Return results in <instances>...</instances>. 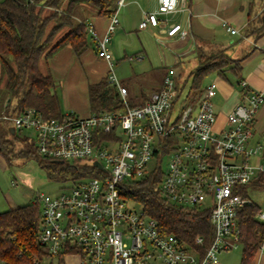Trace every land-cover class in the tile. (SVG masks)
I'll return each mask as SVG.
<instances>
[{
    "label": "built area",
    "instance_id": "built-area-1",
    "mask_svg": "<svg viewBox=\"0 0 264 264\" xmlns=\"http://www.w3.org/2000/svg\"><path fill=\"white\" fill-rule=\"evenodd\" d=\"M186 1L158 0L155 11L143 13L139 29L168 26L167 16L183 11ZM125 5L126 0H118L102 36L89 27L99 57L109 65L108 81L127 107L125 112L86 117L67 112L58 119L28 108L3 117L16 131L35 132L41 156L92 169L60 196L40 194L32 202L41 206L38 238L44 253L35 264H219L221 252L240 244L238 215L251 203L241 189L258 174L264 175L262 166L249 162L261 152V147L252 148L249 142L264 92L241 81L242 101L227 114L223 126H218L214 82L190 103L184 97L178 100L179 87L166 77L163 87L144 104L129 107L128 90L116 77L108 46L119 23L118 12ZM224 26L229 33L239 34L231 24ZM164 33L188 36L179 23L169 25ZM168 155L169 167L164 171L162 161ZM152 159L156 165L148 170ZM157 172L162 174V197L180 207L210 209L215 234L205 252L202 237L191 246L162 231L156 219L126 197L133 182ZM258 218L264 221V212ZM254 264H264V243Z\"/></svg>",
    "mask_w": 264,
    "mask_h": 264
},
{
    "label": "trees",
    "instance_id": "trees-1",
    "mask_svg": "<svg viewBox=\"0 0 264 264\" xmlns=\"http://www.w3.org/2000/svg\"><path fill=\"white\" fill-rule=\"evenodd\" d=\"M261 1L264 13V0ZM117 2L118 0H0L1 82L10 99L4 114L0 112V156L7 164H11L13 157L35 159L47 171L48 178L58 182H75L92 173L88 166L41 156L35 139L21 138L19 131L12 133V124L4 121L2 116L19 115L28 108H34L46 118H62L64 113L55 92L56 82L49 71L42 70V63H46L66 47H71L80 57L89 46V25L79 15L85 9L84 6L93 8L98 16L109 17L116 11ZM261 19L259 18L260 24L256 25L250 16L245 37L258 39L264 34V21ZM242 60L243 58L234 59L229 56L226 48L205 50L200 47L197 66L188 77L190 87L187 92L186 87L178 88V100L185 98L194 103L203 92L205 78L212 74L225 78L226 73L232 71L240 80ZM240 83L241 80L238 81ZM88 93L93 113L125 112L127 109L108 78L89 85ZM147 100L137 103L128 99V106L136 107ZM17 140L25 144L24 150H16ZM161 179L162 174L157 172L133 182L127 188L126 197L140 205L146 215L156 219L162 231L176 235L191 246L196 238L202 237L205 252L212 244L215 234L210 209L184 208L171 203L159 192ZM250 188L264 190L263 175L244 186L240 192L249 197ZM260 213L259 205L252 199L239 212L240 244L243 248L241 264H254L264 243V221L258 218ZM41 224L39 203L31 202L0 213V264H35L37 259H41L44 255L38 238Z\"/></svg>",
    "mask_w": 264,
    "mask_h": 264
},
{
    "label": "crops",
    "instance_id": "crops-1",
    "mask_svg": "<svg viewBox=\"0 0 264 264\" xmlns=\"http://www.w3.org/2000/svg\"><path fill=\"white\" fill-rule=\"evenodd\" d=\"M262 4L261 0H187L185 9L175 14L183 15L182 20L178 21L176 18L175 20H170L169 16L171 15H169L166 18L168 26L148 27L147 29L140 30L139 23L142 20L143 13L155 11L158 7V0H126V5L120 11H123L124 14L122 15L123 28L127 27L126 29H128V32L125 30L122 32L123 37L130 36L126 17L135 15V22L138 19V31L149 30L150 34L157 40L164 42L170 51L167 55L161 57L162 62L159 66L151 67V71L140 72L137 70L131 76L127 74L128 82L122 81L120 83L123 87L127 88L128 99L136 100L139 98L138 102L147 100V98L149 99L153 92L163 87L166 77H172L176 87H190L188 77L197 66V52L200 47L205 50L218 47L226 48L229 56L232 58H243L240 62V80L246 81L248 87L252 90L264 92V34L258 39L245 37L250 16L253 17L256 25L260 24L259 18H262L264 21ZM105 19L104 22H100V27L97 20L91 22L90 25L100 36L106 32L109 24V19ZM86 22L88 23V21ZM174 23L181 24L182 28L188 32L186 38H182L179 34L169 37L164 33L169 28V25ZM224 23H229L238 29L239 33L244 34L243 37L239 41H235L234 38L239 34L233 35L229 33ZM94 52L95 54L93 55L91 49H88L78 57L71 47H66L46 62L48 65L46 71L52 74L56 83L59 82L61 86L65 84L66 87H84L85 92L87 91L85 101H83V88L80 98L77 92L73 97L77 105L80 102L81 107L86 102L88 109L82 110L84 112H80L81 110L75 108L67 111H63L62 109L64 114L75 112L86 117L93 113L89 105V85L99 83L108 78V63L98 57L96 49ZM142 53H146L145 47L142 48L141 55L138 58L140 62L144 61ZM127 58L125 56L123 59L126 60ZM87 63L89 65L90 63H94V66H90L88 70L86 69ZM0 74L1 78L2 73ZM240 80L232 71H229L226 73L225 78L216 74L214 77L210 76V81L204 84V87H207L214 82L219 88L218 94L214 98V101H218L216 104L214 103L218 114V126L226 123L227 114L242 101V89L240 84H238ZM143 85L144 87L152 88L147 93L136 92L129 88L143 87ZM75 91H78V89ZM85 92L84 95L86 94ZM56 94L58 95L57 92ZM58 97L61 104V97L59 95ZM249 146L252 148L261 147V152L251 157L249 162L264 168V104L255 118L253 136L249 142ZM0 160H3L1 156ZM260 175L263 174H258L255 179ZM250 199L252 198L250 197Z\"/></svg>",
    "mask_w": 264,
    "mask_h": 264
},
{
    "label": "rangeland",
    "instance_id": "rangeland-1",
    "mask_svg": "<svg viewBox=\"0 0 264 264\" xmlns=\"http://www.w3.org/2000/svg\"><path fill=\"white\" fill-rule=\"evenodd\" d=\"M84 7L85 9L79 15L82 19L88 21L87 24L89 25V27L91 25V22H94V20H97L98 25L100 27L101 26L100 22H104L106 20L105 18L109 19V17L106 16H98L97 12L89 6H84ZM121 9L118 12L119 23L115 31L112 33V38L108 46L114 57L113 64L117 79L119 80V82L123 81L127 83L128 82L127 74H130L131 76L137 70H139L140 72L151 71V67L159 66V64H161L162 62L161 57L167 55V53H169L170 51L167 45L164 42L157 40L155 37H153L150 34L149 30L138 31L137 29L138 19L135 22V18H134L135 15H131L128 18L126 17V21H127L126 24L129 26L128 28L130 30L129 32L130 36L123 37L122 32H124V30L128 32L127 31L128 29H126L127 27H125V29L123 28L124 23L122 21V15L124 14L123 11L120 12ZM175 14H171V16H169L170 20H175V18L178 21L182 20L183 15L180 16V14L177 15ZM243 35H244L243 33H239V35L235 37L234 40L239 41V39L243 37ZM88 41H89L88 49H91L94 55L95 54L94 50L96 49L97 51V48L94 43L92 34L90 32L88 34ZM143 47L146 48V53H142L143 54L142 56L144 57V61L140 62L138 58L141 55ZM125 56L128 57L126 60L123 59L125 58ZM99 58L104 60L101 57ZM90 66H94V63H90V65L89 63H87L86 69L89 70ZM107 67H108L107 76H109L111 74L109 65ZM46 68H48L47 63H42V70L44 72H47ZM210 76L214 77L216 76V74H212L206 77L204 80V84L210 81ZM82 88H83V101H85V98H87V91L85 92L84 87H66L65 84L61 86L59 82L56 83L55 91L61 97V107L63 111H67L69 109L75 108L81 110L80 112H84L82 110L88 109L86 102L81 107L80 102L77 105L76 100L73 97L77 92L80 98ZM129 88L130 90L136 92L147 93L148 91L151 90L152 87H144L143 85V87H129ZM188 88L189 87L185 88L186 90L185 92H187ZM205 88L206 87H203V91ZM77 89L78 91H75ZM4 90H5L4 84L3 82H1V78H0L1 114H4L5 107L10 101L9 97L6 96ZM84 92L86 93L85 95ZM138 101L139 98L135 100V102L140 103ZM216 102L218 101H214L215 104ZM81 108H85V109H81ZM5 116H9V114L3 115L2 119ZM3 120L7 121L5 119ZM18 135H20L21 138L26 137L31 139L34 137L35 132L32 130H23L21 132L19 131ZM15 147L17 151H21L25 149V144L22 141L17 140L15 142ZM3 160H0V213L5 212L14 207L30 204L31 202L36 201V199L40 194L49 195L52 197H58L63 192H66L67 189L74 184L73 181L58 182L49 179L47 171L44 168L40 167L39 163L35 159L13 157L11 164L9 163L7 164V162H4L5 160L4 161ZM169 162H170V156L168 155L164 157V160L162 161V168L164 171H166L167 168L169 167ZM155 165H156V161L152 159L149 163L148 170L153 168ZM249 195L259 205L261 211L264 212V190L250 188ZM135 208H137L138 210L142 209L140 205H135ZM242 250H243L242 245L238 244V246L231 251L221 252L219 254V264H241Z\"/></svg>",
    "mask_w": 264,
    "mask_h": 264
},
{
    "label": "water",
    "instance_id": "water-1",
    "mask_svg": "<svg viewBox=\"0 0 264 264\" xmlns=\"http://www.w3.org/2000/svg\"><path fill=\"white\" fill-rule=\"evenodd\" d=\"M12 133H15L16 132V129L12 126ZM59 162H63V161H59ZM95 165L98 167L100 166L98 162H95Z\"/></svg>",
    "mask_w": 264,
    "mask_h": 264
}]
</instances>
